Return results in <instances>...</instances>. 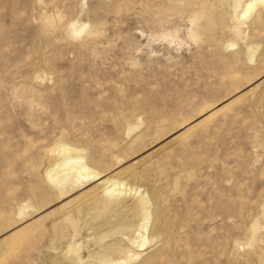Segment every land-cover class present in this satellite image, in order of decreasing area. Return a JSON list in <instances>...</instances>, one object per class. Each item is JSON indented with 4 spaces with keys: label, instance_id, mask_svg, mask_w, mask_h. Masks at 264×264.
I'll use <instances>...</instances> for the list:
<instances>
[{
    "label": "rangeland",
    "instance_id": "rangeland-1",
    "mask_svg": "<svg viewBox=\"0 0 264 264\" xmlns=\"http://www.w3.org/2000/svg\"><path fill=\"white\" fill-rule=\"evenodd\" d=\"M251 1L0 0V264H264Z\"/></svg>",
    "mask_w": 264,
    "mask_h": 264
},
{
    "label": "bare ground",
    "instance_id": "bare-ground-1",
    "mask_svg": "<svg viewBox=\"0 0 264 264\" xmlns=\"http://www.w3.org/2000/svg\"><path fill=\"white\" fill-rule=\"evenodd\" d=\"M258 1H260V0H252L248 5H247V7L245 8V10L243 11V13H242V17H245L246 15H248L249 13H251V8L253 7V5L254 4H256ZM63 151H64V153H65V156H66V158L63 160V164H61V165H59V166H57L54 170H53V172H51L49 175V177H53V176H55V175H57V174H60V173H62V172H65V174H69V172L72 170V168L71 167H69V166H67V162H68V160H69V158L67 157L68 156V153H69V151H68V149L67 148H63ZM76 169H77V172H78V178H80V179H82V178H85V177H89V176H92L91 174H87L86 172H87V168L85 167V166H80V167H76ZM76 174V173H75ZM77 176V175H76ZM96 177L94 176V179H95ZM67 179V177H65L64 178V180H66ZM111 187L112 186H109V187H107L106 188V191L109 193V192H111ZM115 188V187H114ZM116 189V188H115ZM145 240L143 241V243L142 244H139V246L138 247H140V248H143L144 246H145ZM120 264H125V262H121Z\"/></svg>",
    "mask_w": 264,
    "mask_h": 264
}]
</instances>
